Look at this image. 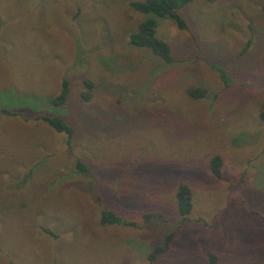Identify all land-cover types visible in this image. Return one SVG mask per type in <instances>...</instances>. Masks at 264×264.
Instances as JSON below:
<instances>
[{"label":"rangeland","instance_id":"obj_1","mask_svg":"<svg viewBox=\"0 0 264 264\" xmlns=\"http://www.w3.org/2000/svg\"><path fill=\"white\" fill-rule=\"evenodd\" d=\"M132 1L0 0V108L17 114H0V264H264V0H192L183 31L157 20L169 64L129 44ZM53 115L70 144L35 120ZM182 184L191 213L149 263Z\"/></svg>","mask_w":264,"mask_h":264},{"label":"trees","instance_id":"obj_2","mask_svg":"<svg viewBox=\"0 0 264 264\" xmlns=\"http://www.w3.org/2000/svg\"><path fill=\"white\" fill-rule=\"evenodd\" d=\"M192 0H135L130 3V6L138 13L146 18L138 24L136 31L129 34V44L136 48L150 50L154 55L158 56L163 62L169 64L173 62L170 46L156 35L157 20H171L179 30H187L188 25L186 20L179 14V10L188 5ZM248 49V43L240 54H243ZM220 78L224 84L229 83L227 72L219 67H216ZM84 86L87 91L82 92V97L89 100L90 90L93 85L90 81L85 80ZM69 83L66 79L62 80L61 90L57 96L52 98L51 105L54 108L64 106L68 102ZM189 96L194 99L204 98L205 92L199 89L189 90ZM10 105V104H9ZM33 105V104H32ZM10 108L13 106L10 105ZM11 110V109H10ZM9 108H0V114L8 116H17L16 113L10 111ZM35 120L45 122L51 129L57 133L64 134L67 138V144H70L74 134L73 128L61 117L53 116H37ZM79 165V166H78ZM78 170L85 174L87 170L81 163L77 164ZM210 171L214 177L222 178V159L220 156H213L209 161ZM86 170V171H85ZM26 181V180H24ZM177 213L180 217L179 225L176 230L165 236L163 243L155 247L148 256L149 263L155 261L157 257L169 250L170 245L180 230L182 225L188 220V215L192 210V194L190 189L185 185H180L176 193ZM158 216L155 213L144 215V220L148 221L151 218ZM100 223L106 224H125V221L119 216L109 211H103L100 217ZM211 263L215 262V257L209 256Z\"/></svg>","mask_w":264,"mask_h":264}]
</instances>
